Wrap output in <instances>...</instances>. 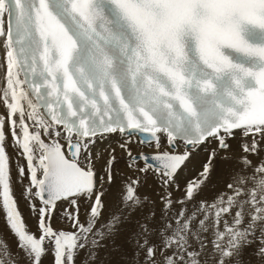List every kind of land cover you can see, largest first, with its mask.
<instances>
[{
    "label": "snow or ice",
    "instance_id": "6c2138e0",
    "mask_svg": "<svg viewBox=\"0 0 264 264\" xmlns=\"http://www.w3.org/2000/svg\"><path fill=\"white\" fill-rule=\"evenodd\" d=\"M116 134L139 175H121L120 206L100 223L117 156L93 149ZM137 140L151 156L133 153ZM218 160L228 180L197 200ZM149 172L160 220L150 210L137 222L131 264H253L247 249L264 264V0H0V220L16 243L0 234V264H77L81 251L94 264L148 202ZM65 203L71 230L52 223Z\"/></svg>",
    "mask_w": 264,
    "mask_h": 264
},
{
    "label": "bare ground",
    "instance_id": "6f19581e",
    "mask_svg": "<svg viewBox=\"0 0 264 264\" xmlns=\"http://www.w3.org/2000/svg\"><path fill=\"white\" fill-rule=\"evenodd\" d=\"M237 136L239 137V133H237ZM119 142H121V138L118 136V134L112 135L102 141H98L93 149V153L100 152L106 156V149L110 150L111 147H116V156H117V161L114 167V172L116 173V184L109 188L108 194L105 196V209L100 223H104L107 220V218L110 216V214L113 213L116 210V208L120 206L118 197L116 196L115 193V188L116 185H119L121 182V175L124 176L139 175V173H134L132 170L128 168L127 166L128 160L126 155L123 154L120 151V149L117 147ZM231 143L235 145L237 141L234 140L231 141ZM131 147L134 154H138L140 152L152 153V148H150L148 144L147 145L140 144L138 140L133 142ZM9 151L12 152V149H9ZM206 155H207V151L205 148H200L198 151L193 152L191 159L188 161L186 167L180 172V175L178 177L181 186H183V183L186 179H190L192 176H194L201 170V165L205 160ZM13 159L15 160L14 154H13ZM138 163L141 167H143V161H140ZM96 169L99 175L103 174L104 171L103 160L98 159L96 161ZM228 171H229V166L222 164L218 160L216 162V166L211 179L209 180L207 185L202 189L199 196L197 197V200L206 199L210 201L217 194V192L223 188L224 183L228 180ZM14 174H15V169H14ZM106 188H108L107 185ZM138 192L141 195V197L147 196L149 198L148 202H145L141 208H138L135 212L131 214V216L128 219L124 220L118 226L116 232L113 235L101 241V246L96 250L97 255L95 262L100 261L103 262L104 264H114L113 259H116V261L119 260L120 262L121 257L128 259V261L130 262V260L133 259V254L135 251L132 234L133 232L136 231L137 222L142 220L145 214L151 210V211H155L156 213V219L155 221H153V223L155 224L159 223L160 212L162 207L160 204L159 195L161 194L162 189L159 185L157 177L152 172H149L146 177L141 176V184L138 189ZM173 195L174 198H176L179 197L180 193L175 192V190L173 189ZM16 196L20 201V208L27 222V225L33 231H35V225H36L35 219L30 213V210L26 207L24 200L21 198V189L18 185L16 187ZM81 205L82 206L80 213L81 216L84 217L83 202H81ZM66 207H68L66 203L58 205L53 220L56 226L62 223L61 224L62 229L70 230L71 227L68 226L67 223L63 224L62 222V221L66 222L67 220L61 218L62 211ZM0 234L3 235V237L7 240L8 244L11 246L12 250L15 251L16 250L15 238L8 232L2 220H0ZM116 242L120 247L112 244ZM115 246L118 247L117 250H119L120 248V252L117 251V253H112L115 256V258H113L111 251ZM82 257H84V259L86 258L85 251H81L79 253L77 257V264H82L84 262L82 261L83 259H81ZM46 261L52 262V257L50 254L46 255L43 258V264H46L47 263ZM252 261L254 263V260ZM123 262L124 261L122 260L121 263Z\"/></svg>",
    "mask_w": 264,
    "mask_h": 264
},
{
    "label": "rangeland",
    "instance_id": "374dc122",
    "mask_svg": "<svg viewBox=\"0 0 264 264\" xmlns=\"http://www.w3.org/2000/svg\"><path fill=\"white\" fill-rule=\"evenodd\" d=\"M81 219L83 220L84 217L81 216ZM67 221H68V220H67ZM67 221H66V222L62 221V222H63V224H64V223H65V224L67 223V225L71 227V224H69L70 222L68 221V222H69V223H68ZM52 223H53L54 227H56L57 229H62V226H61L62 223H61L60 225H57L58 227L55 225L54 220L52 221ZM70 230H71V229H70ZM112 244L117 245L118 247H120V246L118 245L117 242H116V243H112ZM117 246H115V247L112 249V251L114 250L115 252H114V251H113V252L111 251V254H112V253H117V251L120 252V248H119V250H117V249H118ZM115 248H116V249H115ZM251 252H252V249H247V250H246V252H245V255H246V256L244 255V259H245L246 261H248V260H250V259H251V260H254V257L251 256ZM112 257L115 258V256H114L113 254H112ZM81 259H83L82 261H84L83 263H85L86 258L84 259V257H82ZM122 260L124 261L123 263H121ZM49 261H50V259H49ZM49 261H46V262H47L46 264H52V262H49ZM82 261H81V262H82ZM113 261H114V264H115L116 259H113ZM127 261H128V259H125V258L121 257V258H120V262H119V260H117V261H116V264H126V263H127V264H131L132 259L130 260V262L128 261L129 263H128ZM83 263H82V264H83ZM94 264H104V263H103V262H100V261H98V262H95V261H94ZM253 264H254V263H253Z\"/></svg>",
    "mask_w": 264,
    "mask_h": 264
}]
</instances>
